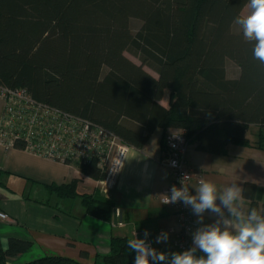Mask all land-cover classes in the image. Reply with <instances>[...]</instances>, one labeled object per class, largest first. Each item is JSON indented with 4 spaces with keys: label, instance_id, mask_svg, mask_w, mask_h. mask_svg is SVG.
Instances as JSON below:
<instances>
[{
    "label": "trees",
    "instance_id": "16d2710c",
    "mask_svg": "<svg viewBox=\"0 0 264 264\" xmlns=\"http://www.w3.org/2000/svg\"><path fill=\"white\" fill-rule=\"evenodd\" d=\"M246 4L248 0H0V85L25 88L35 101L85 119L136 149L147 144L155 129L171 128L183 129L197 151L222 154L229 144L250 146V125L258 126L256 147L262 148L264 64L253 56L255 42L235 22ZM130 19L141 22L135 33ZM227 61L237 66L236 77L227 75ZM12 146L23 149L24 142ZM73 164L92 179L104 176L97 158ZM76 184L72 179L47 187L58 198L79 197L86 214L110 222L113 203L99 191L79 195ZM261 194L260 187L245 182L241 195L249 216L255 210L264 218ZM128 240L111 236L109 252L94 264H134L136 253ZM31 246L18 238H9L5 248L0 243V264ZM21 264L78 263L46 255Z\"/></svg>",
    "mask_w": 264,
    "mask_h": 264
},
{
    "label": "crops",
    "instance_id": "0c3cea01",
    "mask_svg": "<svg viewBox=\"0 0 264 264\" xmlns=\"http://www.w3.org/2000/svg\"><path fill=\"white\" fill-rule=\"evenodd\" d=\"M161 103L167 105L165 99ZM1 109L0 102V113ZM171 130L155 129L142 149L129 146L116 185L106 194L99 180L85 176L75 164L0 143V210L9 216V220L0 221V243L5 248L9 238L32 242L27 252L8 258V264H21L46 255L65 256L78 264H94L97 256L109 252L111 236L130 239L145 231L149 233L151 247L165 253L164 264H170L171 254L180 251L174 246V235L167 230H179L180 221L174 211L160 204L158 197L170 182L162 140ZM258 131V126L250 125L246 132L250 146L229 144L222 154L200 152L193 143L188 144L186 161L194 174L201 176L191 182L192 195L197 194L201 180L211 182L220 209L200 214L202 225L198 229L218 225L224 230L228 221V229L235 233L248 223V202L241 195L245 182L262 189L260 206H264V147H256ZM72 179L77 180L79 195L99 191L112 202L114 209L121 212L122 225L115 224L113 211L110 222L102 221L86 214L79 197L58 198L49 192L47 186ZM233 185L239 187L240 194L232 202L230 212L220 203L219 196ZM160 230L167 233V241L156 243ZM197 230L190 235L187 249L194 246L193 234ZM195 255L199 258L204 254L197 250Z\"/></svg>",
    "mask_w": 264,
    "mask_h": 264
},
{
    "label": "built area",
    "instance_id": "2783aa9c",
    "mask_svg": "<svg viewBox=\"0 0 264 264\" xmlns=\"http://www.w3.org/2000/svg\"><path fill=\"white\" fill-rule=\"evenodd\" d=\"M0 102V143L7 147L23 141V149L66 164L97 158L104 170L103 178L98 181L102 192L106 194L114 189L129 149L117 136L85 119L35 101L25 88L0 85ZM165 146L170 182L158 200L179 218V230L169 228L167 233L174 235V246L182 252L189 246L190 235L202 225L200 214L182 200L168 204L163 201L170 196L173 185L186 187L192 195L191 182L201 176L194 174L186 161L188 143L183 129L167 133ZM173 161L177 166H172ZM6 220L9 216L0 210V221ZM161 233L165 232L160 230L158 234Z\"/></svg>",
    "mask_w": 264,
    "mask_h": 264
},
{
    "label": "clouds",
    "instance_id": "9594fccd",
    "mask_svg": "<svg viewBox=\"0 0 264 264\" xmlns=\"http://www.w3.org/2000/svg\"><path fill=\"white\" fill-rule=\"evenodd\" d=\"M248 6V14L237 17L235 22L242 25L243 36L255 42L253 56L264 64V0H248ZM172 166H177L175 161ZM239 194V187L233 185L225 194L219 196L220 203L232 212V202ZM217 198L215 185L201 180L196 195H189L186 187L177 188L173 185L170 196L163 203L182 200L186 205H191L194 213L199 215L209 209L219 212ZM248 219L249 222L235 233L228 229V221H225L224 230L218 225L198 229L193 234L194 246L172 253L170 264H264V218L258 217L253 210ZM148 235L145 231V239L130 238L127 241L128 247L136 253L134 264H164L166 254L157 252L150 244H146ZM166 241L167 233H161L156 238V243ZM197 250L204 255L197 258Z\"/></svg>",
    "mask_w": 264,
    "mask_h": 264
},
{
    "label": "rangeland",
    "instance_id": "374dc122",
    "mask_svg": "<svg viewBox=\"0 0 264 264\" xmlns=\"http://www.w3.org/2000/svg\"><path fill=\"white\" fill-rule=\"evenodd\" d=\"M249 10H250L249 6H248V4H246L244 6V8L242 9V11H241V16L243 17V16L247 15ZM140 25H141V22L138 19H130V21H129L130 30L133 33H135L139 29ZM240 29L241 28L238 25H234V30L235 31H240ZM124 54H125L126 57H128L133 62H135L137 64L140 63L139 60L133 54H131L130 52H124ZM144 68L147 71H149L152 75L156 76V74H155V72L153 70H151L150 68H148L146 66ZM226 69H227V75L229 77H236L238 75V68L231 61H227ZM34 259H36V258H34Z\"/></svg>",
    "mask_w": 264,
    "mask_h": 264
},
{
    "label": "water",
    "instance_id": "95a60500",
    "mask_svg": "<svg viewBox=\"0 0 264 264\" xmlns=\"http://www.w3.org/2000/svg\"><path fill=\"white\" fill-rule=\"evenodd\" d=\"M113 220H114L115 223H116L117 221L121 222V220H122V219H121V212H120L119 210H116V209L113 210ZM135 238H136V239H145V237H144V232L137 233V234L135 235ZM145 242H146V244L149 243V239H148V237H147V239L145 240Z\"/></svg>",
    "mask_w": 264,
    "mask_h": 264
}]
</instances>
